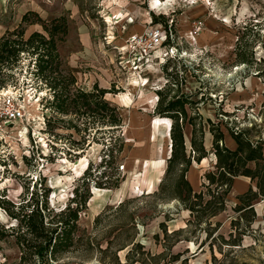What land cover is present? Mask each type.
<instances>
[{"label":"rangeland","instance_id":"1","mask_svg":"<svg viewBox=\"0 0 264 264\" xmlns=\"http://www.w3.org/2000/svg\"><path fill=\"white\" fill-rule=\"evenodd\" d=\"M25 13L34 21L67 18L68 32L58 51L78 85L89 89L97 82L108 89L104 99L122 117L117 133L124 145L115 159L100 166L112 130L99 122L88 124L82 116L79 127L86 124L94 139L90 145L84 144L80 156L74 154L80 150L68 154L70 143L82 140L85 132L77 134L67 128L69 117L54 114L47 106L49 91L33 73L34 58L23 53L12 67L0 65V86L12 92L23 110V117L8 124L0 138V227L16 226L8 206L42 188L40 179L50 188L49 207L60 210L90 172L91 197L78 219L82 240L50 264H139L138 256L144 264L172 256L177 259L171 264H264V196L253 201L256 218L251 226H231L236 195L253 185L248 178H235L240 189L233 184L225 210L210 218V225L196 223L178 199L158 196L161 188L166 194L172 192L174 175L165 174L169 126L154 112L157 91L167 88L165 73L170 71L180 93L194 101V110L188 108V114L204 128L208 154L193 161L185 173L194 191L202 188L204 172L215 162L207 119L223 129L228 147L233 148L234 143L225 126L247 130L253 139L264 140V0H0V36L18 27ZM153 16L164 19L166 25L153 21ZM256 22L260 25L251 29ZM35 30H41L39 23L25 25V37ZM238 36L253 42L246 48L251 64L235 62ZM47 119L52 123L50 129ZM183 133L189 151L191 126L185 124ZM101 171L106 172L107 182L119 176V185L98 187L94 181ZM100 180L106 181L105 177ZM122 200L127 201L126 206L116 208ZM130 212L135 215L133 222L127 220ZM162 222L169 242L179 238L167 251ZM217 222L220 225L212 236L228 238L230 232L236 235L243 230L240 245L231 247L219 238H207L204 229ZM128 226H136L135 241L144 255L135 250L127 257V247L118 250L119 238ZM177 229H182L178 235L170 234ZM108 240L112 246L100 251ZM164 250L165 255L151 259ZM19 255L14 238L0 240V263L15 262ZM33 263L30 259L23 264Z\"/></svg>","mask_w":264,"mask_h":264},{"label":"trees","instance_id":"2","mask_svg":"<svg viewBox=\"0 0 264 264\" xmlns=\"http://www.w3.org/2000/svg\"><path fill=\"white\" fill-rule=\"evenodd\" d=\"M28 14L22 16L18 27L6 30L0 36V65L8 64L12 67L23 53L30 54L34 59V75L44 81L49 91L45 98L47 106L57 115L68 116L67 128L80 134L84 130L82 140H73L70 143L68 154L74 150H80L77 154L80 156L85 150L84 144L90 145L94 134H91L87 125L80 128L78 120L84 116L88 124L94 125L96 122L110 126L107 138L105 140V153L101 164L108 162L116 157L117 151L122 150L124 141L122 136L117 133L122 125V117L115 105L104 99L108 89L99 87L94 82L91 88H86L77 84L74 73L67 67L58 51V44L61 43L68 32V21L65 16H59L45 21L28 20ZM153 21L161 22L166 25L164 19L153 16ZM163 18V16H162ZM39 23L41 30L32 31L25 37V25ZM260 25L256 22L251 29ZM167 36V35H166ZM244 36H238L234 49L235 62L251 64L253 61L251 55L246 52L247 47H252ZM168 65H164L166 71ZM261 72H257L259 76ZM168 78L167 88L158 90V103L155 107V114L159 117L169 118L171 120L169 128L170 154L167 158L166 177L174 175L173 190L166 194L164 189L158 193L161 199L176 198L182 207L189 210L196 223H206L210 218L218 215L226 208V198L230 192L234 180L237 177H246L253 185H250L244 192L236 195L237 203L233 210L236 213L235 218L231 220V226L237 229L241 223L249 227L256 218V212L253 201L258 197L264 196V140L262 138L253 139L247 130L226 127L228 135L234 143V147H228L225 144V132L219 125H214L207 119L208 130L212 136L211 150L215 156V162L212 169L204 172L202 188L194 191L191 184L185 177L193 161L199 162L208 154L204 145L203 124H197L194 116L188 114V108L194 110V101L180 93L179 86L173 82L174 78L170 71H166ZM6 87L1 85L0 88ZM173 93L167 95L166 92ZM73 115V117H72ZM49 129L51 120L47 119ZM185 124L191 126L190 149L187 151L184 140L183 129ZM103 166V165H102ZM87 169V168H86ZM97 181L94 183L98 187L114 188L119 185L121 178H115L113 182H107L105 171L98 173ZM92 174L86 172L80 184L73 188V195L64 208L55 210L48 205V194L50 188L43 184L44 179H40V187L30 192V196L23 198L19 204H10L7 211L8 215L16 221V226L0 227V240L12 237L19 247L20 255L15 262L4 261L0 264H23L24 261L32 259L36 264H50L57 261L60 257L75 249L78 242L82 240L80 228L78 226L79 213L86 208L87 201L91 197L89 191V181H93ZM105 177L106 181H102ZM161 185V184H160ZM40 191V193H39ZM127 201L122 200L116 208H124ZM134 212L127 214V220L133 222ZM98 219V218H97ZM264 221V216H263ZM217 222L213 228L206 227V237L212 239L219 238L222 243L228 246H238L243 230H237L236 235L229 233L228 238L221 234L213 235V231L219 227ZM131 229V232H130ZM161 230L165 237L164 246L169 249L174 242H169V234L164 223H161ZM125 234L119 238V249L128 248L126 256L129 257L133 252L144 255L140 250L141 244L135 241L137 229L136 226H128ZM182 229L173 230L170 234L178 235ZM113 244L112 240L107 241L104 249L106 250ZM210 245L212 257L213 248ZM137 249L139 251H137ZM221 249V248H219ZM165 255V250L159 254L153 255L151 259L156 260ZM142 256H138L139 264H144ZM177 256H172L169 260L163 262H151V264H171ZM34 264V263H33Z\"/></svg>","mask_w":264,"mask_h":264},{"label":"built area","instance_id":"3","mask_svg":"<svg viewBox=\"0 0 264 264\" xmlns=\"http://www.w3.org/2000/svg\"><path fill=\"white\" fill-rule=\"evenodd\" d=\"M22 117V107L16 104L12 92L6 87L0 88V138L8 124Z\"/></svg>","mask_w":264,"mask_h":264},{"label":"bare ground","instance_id":"4","mask_svg":"<svg viewBox=\"0 0 264 264\" xmlns=\"http://www.w3.org/2000/svg\"><path fill=\"white\" fill-rule=\"evenodd\" d=\"M156 4H159V3H156ZM124 96H125V95H124ZM157 119H158V120H163V121H165V122L168 124L169 128H170V119H169V118H165V117H157ZM169 139H170V138H169ZM187 144H189V141L187 142ZM234 186H235L236 189H240V187H239V185H238L237 183L234 184ZM94 188H95V187H94ZM95 189H96V188H95ZM95 189H94V190H95ZM97 189H98V188H97ZM97 189H96V190H97ZM92 190H93V189H92ZM92 190H91V191H92Z\"/></svg>","mask_w":264,"mask_h":264},{"label":"crops","instance_id":"5","mask_svg":"<svg viewBox=\"0 0 264 264\" xmlns=\"http://www.w3.org/2000/svg\"><path fill=\"white\" fill-rule=\"evenodd\" d=\"M190 134H191V133H190ZM189 146H190V137H189ZM245 178H246V177H245ZM232 187H233V186H232ZM245 190H246V189H243V188H242L241 192H239V193H242V192H244ZM239 193H238V194H239Z\"/></svg>","mask_w":264,"mask_h":264}]
</instances>
